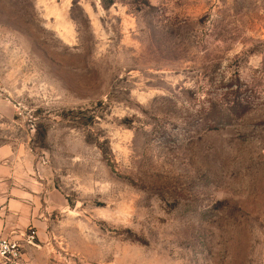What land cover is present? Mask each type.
<instances>
[{
  "label": "rangeland",
  "instance_id": "rangeland-1",
  "mask_svg": "<svg viewBox=\"0 0 264 264\" xmlns=\"http://www.w3.org/2000/svg\"><path fill=\"white\" fill-rule=\"evenodd\" d=\"M2 144L20 264H264V0H0Z\"/></svg>",
  "mask_w": 264,
  "mask_h": 264
},
{
  "label": "crops",
  "instance_id": "crops-1",
  "mask_svg": "<svg viewBox=\"0 0 264 264\" xmlns=\"http://www.w3.org/2000/svg\"><path fill=\"white\" fill-rule=\"evenodd\" d=\"M35 170L34 164L24 162L12 145H0V232L5 236L21 237L18 230L34 222L40 212L41 198L48 189L35 176Z\"/></svg>",
  "mask_w": 264,
  "mask_h": 264
},
{
  "label": "built area",
  "instance_id": "built-area-1",
  "mask_svg": "<svg viewBox=\"0 0 264 264\" xmlns=\"http://www.w3.org/2000/svg\"><path fill=\"white\" fill-rule=\"evenodd\" d=\"M3 214V208L0 206V218ZM28 243L33 242L34 235H25ZM22 239L5 236L0 232V259L9 264H20L23 259Z\"/></svg>",
  "mask_w": 264,
  "mask_h": 264
}]
</instances>
